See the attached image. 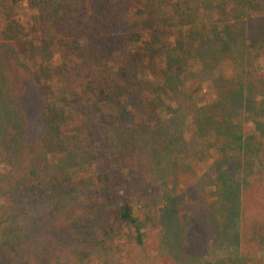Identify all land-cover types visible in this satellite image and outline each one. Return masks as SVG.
<instances>
[{
  "label": "trees",
  "instance_id": "1",
  "mask_svg": "<svg viewBox=\"0 0 264 264\" xmlns=\"http://www.w3.org/2000/svg\"><path fill=\"white\" fill-rule=\"evenodd\" d=\"M13 1L0 0L1 36L4 28L18 26L11 15ZM32 2L30 21L21 26L27 36L40 39L16 38L9 47L23 61L28 89L40 94L42 109L32 140L0 132V168L8 167L0 169V248L5 244L8 251L12 244L35 240L29 253L40 249L47 264H70L73 252L112 243L129 232L141 249L151 217L139 219L132 197L144 196L148 177V182H166L170 174L175 181V170L186 167L188 158L201 162L217 150L233 154L223 156L226 161L215 176L201 171L198 185L216 187L215 205H226L230 227V216H238L242 185L233 168L238 165L241 175L248 174L264 153V76L258 69L264 61V0H140L145 6L165 4L169 20L178 19L174 34L161 44L157 33L163 28L129 30L114 55L100 43L115 37L106 26L108 14H97L114 9V0ZM81 3L87 11L83 16L75 12ZM128 11L124 7L112 20L122 22ZM148 18L161 21L162 13L152 11ZM153 59L163 77L154 80L151 94H141L143 103H133L138 123L133 119L128 136L119 135L112 113L118 97L130 81L139 88L138 75L147 80ZM198 91L201 102L195 98ZM141 108L172 114L166 122L157 119L150 152ZM102 113L107 119L95 121ZM186 118L191 119L187 133ZM246 126L254 131L249 141ZM49 139L56 146L51 151ZM33 203L42 206L32 208ZM215 263L256 262L236 252Z\"/></svg>",
  "mask_w": 264,
  "mask_h": 264
},
{
  "label": "rangeland",
  "instance_id": "2",
  "mask_svg": "<svg viewBox=\"0 0 264 264\" xmlns=\"http://www.w3.org/2000/svg\"><path fill=\"white\" fill-rule=\"evenodd\" d=\"M139 2L140 0H114V6H116L114 9H110V11L99 9L100 11H97L99 17L103 12L108 14L106 26L110 29V34L115 35V37H109L108 41L100 42L108 53H112L114 48H121L123 45L121 38L133 29L147 32L149 29L160 27L163 30L160 34L157 33L159 42L164 44L169 40L168 33L174 28L172 24L176 23L178 19L169 20L165 4L150 3L149 6H145ZM12 3L14 7L11 15L18 26L4 28L3 37L1 36L2 29L0 30V122L2 128L0 132L7 129V132L15 134L16 137H19L20 134L30 141L32 133L35 132L33 123L36 122L42 109V98L40 94L38 96L31 89L29 91L22 72L24 63L14 57L9 45L10 42H16V38L22 41L23 37L27 40L37 36V39H40V35L31 33L27 36V32L21 26L30 21L29 11L34 8L32 0H15ZM126 6L129 15L122 22H114L111 16H118L117 14ZM230 6L231 2L225 3L226 11ZM75 10L80 16L87 13L83 3L76 5ZM157 10L162 13L161 21L148 18L152 11ZM140 14H144L146 17L140 20L138 18ZM207 14L205 16L209 22L211 17ZM224 17L223 15L221 18ZM101 20L103 21L102 18ZM95 22L99 23V20ZM112 54L114 55V53ZM157 61L153 59L146 69L148 82L140 79L141 77L138 75L139 88L135 89L136 86L132 85L130 81L129 84H125V90L122 92L124 95L118 97L120 100L116 104L118 109L112 113L115 112L114 130H118L119 135L128 136L129 134V126L134 119L133 103L142 102L141 94H151L154 80L163 77L164 73L159 68ZM258 69L259 74L263 77L264 61L260 63ZM194 94L195 98L201 102L200 91ZM260 104L261 101H259ZM153 113L141 108L143 115L141 129L147 137L149 152L152 143L151 134L154 132L158 120L166 122L172 117V114H164L160 110ZM152 114L153 116H151ZM106 119L107 116L103 113L95 117V121L100 122H104ZM190 128L191 119L186 118L185 132L187 133ZM251 128L250 126L245 128L246 141L254 136V131ZM138 133L136 132V134ZM137 141L135 137L133 144L135 145ZM48 143L50 151L56 148L50 139ZM222 153L224 152L217 150L210 158L201 162L194 158H188L186 167L180 171L175 170V181H170L173 179L169 173L166 182H162L158 178L152 182L147 180H150V177L146 179L144 196L132 197L134 211L139 219L144 221L145 216L151 217V222L144 224L143 248L137 247L131 234L126 232L124 236L112 243H102L101 246H96L91 250L73 252V260H70V264H217L215 263L217 259L236 252L249 254L256 262L253 264H264V153L248 174L241 175L238 165H233L234 172L236 171L238 177H241L242 185L239 191V199L240 197L241 199L239 200L238 216L237 218H234L233 215L230 216V227H227L226 213L228 209L226 205L223 203L215 205L218 198L216 187L207 185L203 188L198 185L201 171L206 170L209 176H215L224 165L225 158L233 154V152H225L223 155ZM205 165L209 167H205ZM0 169L7 171L8 167L1 166ZM39 206L42 205L37 203L30 205L32 208H39ZM234 234H237L238 238H235ZM25 241L27 242L24 246L10 245L8 251L4 250L5 244H1L0 264H47L46 258H42L46 257L45 251L42 252L38 249L34 253L28 252L29 245L37 246V242L29 239ZM70 246L71 251L75 250L74 244Z\"/></svg>",
  "mask_w": 264,
  "mask_h": 264
}]
</instances>
